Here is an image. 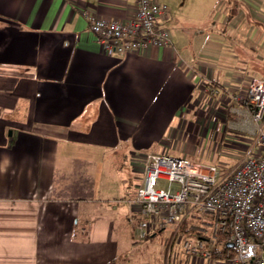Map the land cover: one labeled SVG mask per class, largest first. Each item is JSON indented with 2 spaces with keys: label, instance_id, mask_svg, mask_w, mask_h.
<instances>
[{
  "label": "crops",
  "instance_id": "1",
  "mask_svg": "<svg viewBox=\"0 0 264 264\" xmlns=\"http://www.w3.org/2000/svg\"><path fill=\"white\" fill-rule=\"evenodd\" d=\"M157 1L174 47L108 54L87 16L127 19L134 0H0V264H227L183 252L186 234L210 229L194 209L139 238L130 175L212 125L206 100H231L218 125L258 153L233 96L264 75V0Z\"/></svg>",
  "mask_w": 264,
  "mask_h": 264
},
{
  "label": "built area",
  "instance_id": "2",
  "mask_svg": "<svg viewBox=\"0 0 264 264\" xmlns=\"http://www.w3.org/2000/svg\"><path fill=\"white\" fill-rule=\"evenodd\" d=\"M135 12L124 20L88 15V27L108 54L141 52L151 45L173 48L171 30L159 23L168 6L157 0H134ZM243 102L254 120L258 153L247 154L230 172L186 157L145 153L142 177L129 203L141 218L135 224L139 238L157 225H179L194 209L210 217V229L186 234V254L212 258L219 235L228 247L221 252L227 264H264V75L250 79L244 93L233 96ZM159 179L176 181L178 188H158ZM206 231V230H205Z\"/></svg>",
  "mask_w": 264,
  "mask_h": 264
},
{
  "label": "rangeland",
  "instance_id": "3",
  "mask_svg": "<svg viewBox=\"0 0 264 264\" xmlns=\"http://www.w3.org/2000/svg\"><path fill=\"white\" fill-rule=\"evenodd\" d=\"M174 1L180 4L181 9L185 4H187L186 9L189 8V4L188 2L186 3V0ZM230 101L231 100L228 98H223L213 100L210 104L206 100L204 106L201 105L197 108V112L200 109L205 110L207 113L209 111V116L205 115L204 119L208 122L211 120L212 125L205 123L204 125H206V127H204L202 123L198 121L196 124L190 125L188 129L180 131L177 137H174L169 142L170 148L168 147L169 149H167L169 155L215 164L220 174L223 175L230 172V170L251 150L250 147L246 145L247 141L242 139L243 136L241 133L239 134L238 131L227 128L231 125L228 121L233 119L231 117L233 113L229 111L230 105L228 104ZM224 122H227V127L218 125L219 123L224 124ZM130 178L132 180L131 187L133 188V186L136 185L135 180L141 177L138 173H132ZM113 182L118 183L117 181H108L107 183L112 184ZM107 183L101 182V184ZM156 186L162 189H174L178 188L179 184L176 181L159 179ZM177 228H179V226ZM140 242L144 243L143 241Z\"/></svg>",
  "mask_w": 264,
  "mask_h": 264
},
{
  "label": "trees",
  "instance_id": "4",
  "mask_svg": "<svg viewBox=\"0 0 264 264\" xmlns=\"http://www.w3.org/2000/svg\"><path fill=\"white\" fill-rule=\"evenodd\" d=\"M224 235H219L217 238V241L215 243V249H214V253L218 254L219 251H223L225 248L228 247V242L225 240Z\"/></svg>",
  "mask_w": 264,
  "mask_h": 264
}]
</instances>
